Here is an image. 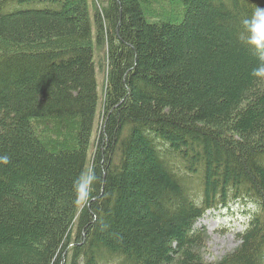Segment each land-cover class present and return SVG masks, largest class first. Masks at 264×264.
I'll return each instance as SVG.
<instances>
[{
	"label": "trees",
	"instance_id": "trees-1",
	"mask_svg": "<svg viewBox=\"0 0 264 264\" xmlns=\"http://www.w3.org/2000/svg\"><path fill=\"white\" fill-rule=\"evenodd\" d=\"M93 3L0 0V264H264V79L240 39L264 0ZM233 203L241 243L208 262L198 223Z\"/></svg>",
	"mask_w": 264,
	"mask_h": 264
},
{
	"label": "rangeland",
	"instance_id": "rangeland-1",
	"mask_svg": "<svg viewBox=\"0 0 264 264\" xmlns=\"http://www.w3.org/2000/svg\"><path fill=\"white\" fill-rule=\"evenodd\" d=\"M93 14V0H89ZM155 8H161L166 13L175 14V8L168 5V2H160ZM175 16V15H174ZM93 17V15H92ZM179 17V16H178ZM181 19V18H180ZM97 29L94 26V43L96 54V68L99 83V90L102 96L103 90L107 84V48L106 46H98L96 42ZM101 112V110H100ZM103 118L102 113L100 114ZM99 127L92 140V151L95 152V145L99 136ZM245 208L242 205L233 203L228 208H222L216 212H209L198 223L199 228H205L208 234V243L205 253V260L208 262H217L225 255L231 253L238 248L241 241L239 240L238 233L244 229V222L246 219Z\"/></svg>",
	"mask_w": 264,
	"mask_h": 264
},
{
	"label": "clouds",
	"instance_id": "clouds-1",
	"mask_svg": "<svg viewBox=\"0 0 264 264\" xmlns=\"http://www.w3.org/2000/svg\"><path fill=\"white\" fill-rule=\"evenodd\" d=\"M243 31L240 35L242 42L248 46L257 59L256 66L251 71V76L264 79V7H256L250 17L241 21ZM10 163L8 155H0V164ZM98 176L94 170H89L87 175H81L73 181L75 203L85 204L91 194V189L98 182Z\"/></svg>",
	"mask_w": 264,
	"mask_h": 264
},
{
	"label": "bare ground",
	"instance_id": "bare-ground-1",
	"mask_svg": "<svg viewBox=\"0 0 264 264\" xmlns=\"http://www.w3.org/2000/svg\"><path fill=\"white\" fill-rule=\"evenodd\" d=\"M216 212V211H215Z\"/></svg>",
	"mask_w": 264,
	"mask_h": 264
}]
</instances>
